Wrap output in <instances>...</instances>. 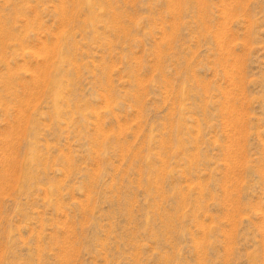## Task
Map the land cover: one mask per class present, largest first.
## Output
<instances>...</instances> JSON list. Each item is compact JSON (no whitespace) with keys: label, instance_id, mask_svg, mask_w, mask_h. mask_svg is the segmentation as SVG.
<instances>
[{"label":"rangeland","instance_id":"obj_1","mask_svg":"<svg viewBox=\"0 0 264 264\" xmlns=\"http://www.w3.org/2000/svg\"><path fill=\"white\" fill-rule=\"evenodd\" d=\"M0 264H264V0H0Z\"/></svg>","mask_w":264,"mask_h":264}]
</instances>
